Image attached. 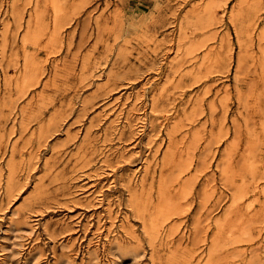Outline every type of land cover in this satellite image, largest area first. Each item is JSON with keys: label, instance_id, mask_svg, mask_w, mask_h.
<instances>
[{"label": "rangeland", "instance_id": "374dc122", "mask_svg": "<svg viewBox=\"0 0 264 264\" xmlns=\"http://www.w3.org/2000/svg\"><path fill=\"white\" fill-rule=\"evenodd\" d=\"M0 264H264V0H0Z\"/></svg>", "mask_w": 264, "mask_h": 264}, {"label": "bare ground", "instance_id": "6f19581e", "mask_svg": "<svg viewBox=\"0 0 264 264\" xmlns=\"http://www.w3.org/2000/svg\"><path fill=\"white\" fill-rule=\"evenodd\" d=\"M125 138V137H124ZM111 150V149H110Z\"/></svg>", "mask_w": 264, "mask_h": 264}]
</instances>
